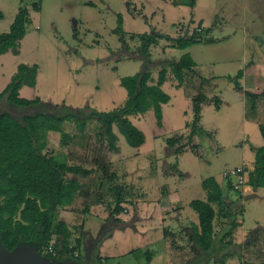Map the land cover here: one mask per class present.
Returning a JSON list of instances; mask_svg holds the SVG:
<instances>
[{
	"label": "rangeland",
	"instance_id": "rangeland-1",
	"mask_svg": "<svg viewBox=\"0 0 264 264\" xmlns=\"http://www.w3.org/2000/svg\"><path fill=\"white\" fill-rule=\"evenodd\" d=\"M22 9L30 12L29 32L41 34L39 43L31 41L26 47V57H36L42 65L40 87L34 92L55 102H47L52 107L66 105L103 112L121 108L128 93L120 81L142 70L143 62L136 56L140 55L144 35H195L202 41L184 51L171 47L166 39L150 47L153 84L166 70L168 81L162 89L171 100L162 105L161 123L154 109L129 116L146 136L140 148L131 147L115 126L118 150H111L100 138V124L95 120L84 129L76 122H65L61 133L49 135L47 148L56 158L90 171L78 176L88 196L79 195L71 210L59 212L71 231L72 246L82 239L76 255L80 254L84 263L97 255L108 264H146L145 253L161 247L159 234L152 231L148 220L156 217L154 203L162 190L169 188L162 178L171 175V185L177 190L188 187L181 192L182 204L197 214L189 203L206 199L202 183L215 177L225 194L221 206L214 204L216 231H227L232 218L237 224L227 238L233 245L225 251L232 252L225 264H264V187L255 190L247 185L236 192L224 179L225 173L237 166H247L248 179L256 148L264 145L259 130L264 125V0H0V34L9 31ZM118 14L123 16L124 41L115 33ZM211 40L213 44H209ZM187 53L197 63L191 83L199 82V76L207 79L203 91L222 100L221 110L213 103L204 105L200 122L203 133L194 136L206 150L204 161L191 152L177 156L167 144L169 138L191 132L188 124L193 121L196 90L191 83L190 90L177 87L171 65ZM240 70L242 79L237 78ZM238 81L247 95L235 91ZM208 131L215 133L218 144L204 133ZM119 197L122 213L114 214ZM85 201L90 204L88 214H84ZM182 214L177 208L171 216L179 218ZM186 216L194 218L188 213ZM178 237L171 236L166 249L174 255L181 248L184 255L191 254L192 261L199 258L195 244ZM249 237L255 244L246 247ZM161 249L165 250L163 245ZM184 255L176 256L174 262L185 261ZM215 259L220 260V255L214 256L211 264H217Z\"/></svg>",
	"mask_w": 264,
	"mask_h": 264
},
{
	"label": "trees",
	"instance_id": "trees-1",
	"mask_svg": "<svg viewBox=\"0 0 264 264\" xmlns=\"http://www.w3.org/2000/svg\"><path fill=\"white\" fill-rule=\"evenodd\" d=\"M34 9L38 11L39 5L35 4ZM29 15L28 9L20 10L9 31L0 34V56L9 51L19 54L21 40L27 34ZM2 19L3 12L0 10V20ZM115 33L124 41L122 14L117 15ZM161 39H166L171 42V47L182 51L202 43L195 35L190 38H172L153 33L142 36L140 55L136 56L143 62L142 70L133 76L122 78L120 82L126 89L128 98L121 108L111 112L75 109L66 105L61 108L52 107L39 97L23 98L20 90L24 85L36 86L39 65L18 66L11 82L4 91L0 92V241L7 250L11 251L20 244L28 243L48 257L84 263L80 254L76 255V251L82 247V239L78 238L75 246H72L71 231L67 223L60 220L59 212L61 209L71 210L79 195L88 196L89 192L84 190V183L78 176H86L90 171L80 166L68 165L56 158L47 148L49 135L61 133L65 122H76L80 129H84L88 122L95 120L100 124V138L109 144L111 150H118L115 126L131 147L138 149L143 146L146 136L129 116L143 115L154 109L158 122L161 123L162 105L168 104L171 100L162 89L168 81L167 71L162 70L158 81L153 84L149 69L152 64L150 47ZM209 42V44L214 43L213 40ZM171 65L172 73L178 82L177 87L190 90L189 85L197 74V63L192 55L187 53ZM188 78L191 79L190 82ZM237 78H243L242 70L238 72ZM198 81L191 83L192 89L196 90V94L192 97L193 121L188 124L191 132L188 136L169 138L167 144L177 156L191 152L199 160L204 161L206 150L202 144L194 141V136L203 133L200 127L202 108L213 103L215 109L220 110L222 100L219 96L210 98L203 91L207 79L199 76ZM239 81L235 82V91L241 96L247 95L248 92ZM249 96L256 97L253 94ZM259 130L264 140V125H260ZM204 133L218 144L215 133L211 131ZM243 168L247 179V166ZM228 184L233 191H236L232 181L228 180ZM247 185L255 190L264 187V145L256 148L254 168L249 172ZM202 186L207 192V198L194 199L190 202V207L199 218V224L192 227L190 236V241L198 249L199 258L189 264H203L217 255H220L221 259H215L216 263L225 264L226 256L232 254L225 251L233 245V241L227 238L231 237L237 224L232 218L227 231L223 234L216 231L217 212L214 204L221 206L225 194L215 177L204 180ZM121 202L122 198L119 197L114 214L122 213ZM84 205V214H88L90 204L85 201ZM115 220L121 223L119 219ZM79 227L81 230L84 222ZM251 244H255V241L249 237L245 246ZM50 247L54 248L55 255L46 253L47 248ZM151 255L150 251L145 253L148 261ZM102 262V257L98 256L96 261L90 263L103 264Z\"/></svg>",
	"mask_w": 264,
	"mask_h": 264
},
{
	"label": "crops",
	"instance_id": "crops-1",
	"mask_svg": "<svg viewBox=\"0 0 264 264\" xmlns=\"http://www.w3.org/2000/svg\"><path fill=\"white\" fill-rule=\"evenodd\" d=\"M2 20H0V21H2ZM30 21H31V18H30ZM37 30H40V27H38ZM40 36H41V34L39 32H36V33L35 32L34 33L29 32L28 26H27V34L21 40L19 54L16 55L12 51H9V52L0 56V92L4 91L6 89L8 84L11 82L12 77L17 72L18 66L20 64H27L29 66L37 64V65H39V71H38L36 86L30 87L28 85H24L20 90L21 97L27 98V99H35V98L39 97L44 102H46V103L49 102V103L53 104L55 102L51 101V99H49V98H46L43 93L41 94V93H39V91L37 93L34 92L35 89L40 87L39 75L42 71V65H41L40 60L36 57H33V58L30 56L26 57L27 45L31 41H34V42L37 41L39 43L40 42ZM35 52L37 54L40 53L38 48L35 49ZM60 102L64 103L63 101H60ZM162 109H163V107H162ZM202 110H204V106H203ZM185 154H187V153H185ZM216 180L218 181V183H220L219 179L216 178ZM162 181H163V183H165V185L169 184V188L165 187L164 190H162V194L159 195V196H161V198H159L157 200V202L154 203V205H155L154 206V214L156 217L150 218L148 221L152 227V231L154 233L159 234L158 235V238H159L158 242L160 243L161 247L163 245V248L165 250L163 251V249H161V247H160V249H158L156 251L154 250L155 252L148 250V251H150V253L152 255H151L150 261L146 260V264H189L192 262V259L190 258L191 254L189 252H186L187 254L184 255L183 250H181V248L179 247L180 249L177 250V253L172 255L171 250L166 249V247L170 246L169 245V239L171 236H174V235H176L177 237L179 235V236H181V238L190 240V238H191L190 232H192V227H194V225L196 226L199 224L198 214H194L193 212H191V210H189L190 208H188V210H187L186 208L184 209V207H183L181 192H186V189L188 188L187 186L183 185L181 188L182 191L177 190L176 187L171 185V183L173 182V178L171 177V175H169L167 177L166 176L163 177ZM192 200H194V199H192ZM189 206H190V203H189ZM177 208L180 209V213H183L181 216H179V218L178 217L175 218V217L171 216L173 214V212L175 211V209L177 210ZM187 213L189 215H194V218H192V219L187 218V216H186ZM196 215H197V217H196ZM60 220L63 222L66 221L63 218H60ZM172 225H173V227H172ZM177 230H178V233H177ZM179 231L180 232L184 231V233H187V234L183 235ZM185 236H187V237H185ZM178 238L180 239V237H178ZM190 242L191 241H188L189 244H191ZM161 243H163V244H161ZM175 247H178V246L175 245ZM181 254L185 256L186 262L184 261V259H181L180 262H174L175 257L178 255H181ZM97 258H98L97 255L89 256V259H87L89 261L88 263L94 262ZM103 262L108 264V262L105 259L103 260ZM203 264H211V262L208 261V262H205Z\"/></svg>",
	"mask_w": 264,
	"mask_h": 264
},
{
	"label": "water",
	"instance_id": "water-1",
	"mask_svg": "<svg viewBox=\"0 0 264 264\" xmlns=\"http://www.w3.org/2000/svg\"><path fill=\"white\" fill-rule=\"evenodd\" d=\"M0 264H85L76 260H59L39 253L30 244L18 245L7 250L0 241ZM94 264V263H88Z\"/></svg>",
	"mask_w": 264,
	"mask_h": 264
},
{
	"label": "built area",
	"instance_id": "built-area-1",
	"mask_svg": "<svg viewBox=\"0 0 264 264\" xmlns=\"http://www.w3.org/2000/svg\"><path fill=\"white\" fill-rule=\"evenodd\" d=\"M243 166H237L235 168L229 169L226 173L224 178L228 181H232L234 190L239 191L245 188L246 186V175L244 174ZM47 254L55 255V250L53 247L47 248Z\"/></svg>",
	"mask_w": 264,
	"mask_h": 264
}]
</instances>
